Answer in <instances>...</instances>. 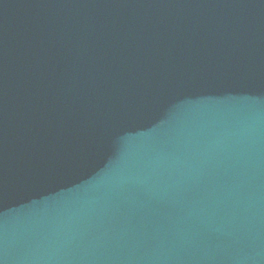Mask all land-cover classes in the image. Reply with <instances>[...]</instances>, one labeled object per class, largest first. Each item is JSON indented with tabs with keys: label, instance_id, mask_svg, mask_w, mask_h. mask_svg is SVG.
I'll use <instances>...</instances> for the list:
<instances>
[{
	"label": "water",
	"instance_id": "95a60500",
	"mask_svg": "<svg viewBox=\"0 0 264 264\" xmlns=\"http://www.w3.org/2000/svg\"><path fill=\"white\" fill-rule=\"evenodd\" d=\"M0 264H264V0H0Z\"/></svg>",
	"mask_w": 264,
	"mask_h": 264
}]
</instances>
